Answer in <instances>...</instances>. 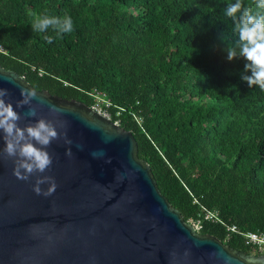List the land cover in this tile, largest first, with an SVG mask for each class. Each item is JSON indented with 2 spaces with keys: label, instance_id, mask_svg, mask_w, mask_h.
Listing matches in <instances>:
<instances>
[{
  "label": "trees",
  "instance_id": "1",
  "mask_svg": "<svg viewBox=\"0 0 264 264\" xmlns=\"http://www.w3.org/2000/svg\"><path fill=\"white\" fill-rule=\"evenodd\" d=\"M228 2L0 0V66L89 107L104 94L184 222L202 220L199 234L250 255L242 237L225 241V226L264 229V91L241 79L243 58L227 59ZM29 13L69 15L74 31L34 32Z\"/></svg>",
  "mask_w": 264,
  "mask_h": 264
},
{
  "label": "water",
  "instance_id": "2",
  "mask_svg": "<svg viewBox=\"0 0 264 264\" xmlns=\"http://www.w3.org/2000/svg\"><path fill=\"white\" fill-rule=\"evenodd\" d=\"M20 85L33 88L0 66V88L22 117L18 125L53 120L49 108L56 106L73 143L60 139L46 149L53 163L42 175L57 184L48 197L33 191L36 176L17 179L12 159L0 157V264H264V255L234 250L184 222L138 158L132 133L79 101L46 91L36 90L38 113L28 117V106L16 107ZM2 137L0 130V152Z\"/></svg>",
  "mask_w": 264,
  "mask_h": 264
},
{
  "label": "clouds",
  "instance_id": "3",
  "mask_svg": "<svg viewBox=\"0 0 264 264\" xmlns=\"http://www.w3.org/2000/svg\"><path fill=\"white\" fill-rule=\"evenodd\" d=\"M29 15L33 17L31 28L34 32L45 33L51 28L59 36L74 31L73 20L69 15L63 18L47 14ZM224 15L233 22V32L236 35L234 43L228 44L226 48L227 59L232 61L243 58L246 63L241 79L249 88L256 86L264 91V0H251L248 6H245L244 0H229L224 8ZM44 39L49 44L53 42L52 36H45ZM8 95L6 89L0 88V130L5 144L0 157L12 159L13 175L17 179L28 181L30 177L36 176L33 191L37 195L51 196L57 184L54 177L42 175L53 163L52 156L46 149L53 141L60 139L67 145L73 143L67 135V121L56 119L62 109L51 106L49 113L54 117L53 120L39 118L34 124L30 123L22 128L18 125L21 115L4 99ZM20 95L22 99L16 102V107L28 106L25 115L36 117L39 106L33 105L32 100L39 97L37 91L20 85ZM58 128L62 131H58ZM66 155L72 156L71 148L66 150ZM92 155L95 158L97 153L93 152ZM44 184L48 185L46 190L41 187Z\"/></svg>",
  "mask_w": 264,
  "mask_h": 264
},
{
  "label": "built area",
  "instance_id": "4",
  "mask_svg": "<svg viewBox=\"0 0 264 264\" xmlns=\"http://www.w3.org/2000/svg\"><path fill=\"white\" fill-rule=\"evenodd\" d=\"M95 103L90 107L92 110L101 114L103 117L110 121L111 114L108 112L111 104L105 99V95L94 91L93 95ZM119 115V113H117ZM139 121V119H137ZM119 126V122H112ZM203 221L210 223L220 222L217 219V214L213 212H205ZM189 223L194 227L196 232L201 228L202 220L189 221ZM232 235H237L242 237L244 246L250 248L254 255H264V229L257 232H241L236 226H225V241H229ZM252 254V255H253Z\"/></svg>",
  "mask_w": 264,
  "mask_h": 264
},
{
  "label": "rangeland",
  "instance_id": "5",
  "mask_svg": "<svg viewBox=\"0 0 264 264\" xmlns=\"http://www.w3.org/2000/svg\"><path fill=\"white\" fill-rule=\"evenodd\" d=\"M254 255V254H253Z\"/></svg>",
  "mask_w": 264,
  "mask_h": 264
}]
</instances>
